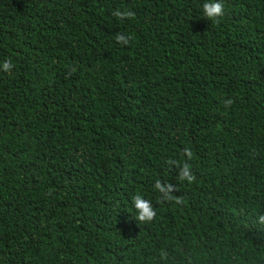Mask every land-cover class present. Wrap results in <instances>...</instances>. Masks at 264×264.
I'll use <instances>...</instances> for the list:
<instances>
[{"label":"trees","instance_id":"1","mask_svg":"<svg viewBox=\"0 0 264 264\" xmlns=\"http://www.w3.org/2000/svg\"><path fill=\"white\" fill-rule=\"evenodd\" d=\"M206 2L0 0V264H264V0Z\"/></svg>","mask_w":264,"mask_h":264},{"label":"clouds","instance_id":"2","mask_svg":"<svg viewBox=\"0 0 264 264\" xmlns=\"http://www.w3.org/2000/svg\"><path fill=\"white\" fill-rule=\"evenodd\" d=\"M112 15L123 20L125 18H132L134 13L128 10L121 11L119 9L112 12ZM224 15V6L221 2H206L203 4V16L208 20L218 23L219 18ZM131 37L125 36L124 34H119L116 36L117 42L121 44H128ZM14 67L12 61L10 59H6L2 63V70L4 72H10ZM234 101L232 99H228L225 107H230ZM184 154L188 157L189 160L193 158V153L190 149H185ZM169 163H176V161H169ZM179 180L187 181L189 184L195 182L196 176L192 171V167L189 163H183L181 165V170L179 172ZM155 189L162 195L165 200H173L175 199V203L182 204L183 201L180 198H174L171 193L175 190L174 187L170 184H162L159 180L155 183ZM133 204L135 209L138 212L136 219L140 222H151L155 216L156 212L153 210L150 201H147L143 198L142 195L137 194L133 198ZM258 222L261 225H264V215L258 217Z\"/></svg>","mask_w":264,"mask_h":264}]
</instances>
